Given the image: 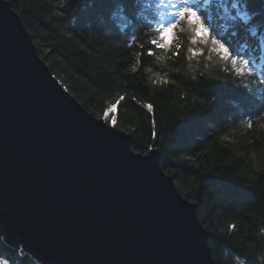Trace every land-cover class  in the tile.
I'll list each match as a JSON object with an SVG mask.
<instances>
[{"label": "trees", "instance_id": "trees-1", "mask_svg": "<svg viewBox=\"0 0 264 264\" xmlns=\"http://www.w3.org/2000/svg\"><path fill=\"white\" fill-rule=\"evenodd\" d=\"M8 1L49 69L89 113L106 118L116 106L117 129L129 134L131 148L160 152L179 192L198 201L216 264H264V0H196L210 29L255 62V75L243 78L210 44L192 45L184 21L176 29L179 55L173 45L149 56L157 28L175 20L161 0ZM192 47L204 54L190 58ZM156 73L168 82L153 84ZM209 96L216 97L211 109L200 103ZM0 259L41 264L10 245H0Z\"/></svg>", "mask_w": 264, "mask_h": 264}, {"label": "water", "instance_id": "water-1", "mask_svg": "<svg viewBox=\"0 0 264 264\" xmlns=\"http://www.w3.org/2000/svg\"><path fill=\"white\" fill-rule=\"evenodd\" d=\"M101 123L0 0V234L41 264H216L160 152Z\"/></svg>", "mask_w": 264, "mask_h": 264}, {"label": "snow or ice", "instance_id": "snow-or-ice-1", "mask_svg": "<svg viewBox=\"0 0 264 264\" xmlns=\"http://www.w3.org/2000/svg\"><path fill=\"white\" fill-rule=\"evenodd\" d=\"M172 7L174 9V12L172 15L175 16V20L172 21L168 25H160L157 28V34L159 36V39H152L150 41V44L152 47L148 49V55H153L152 48H159L161 50H170L173 45H175L177 51L174 53L175 55H179V49L182 47L181 44L176 43L177 36H176V29L178 28V25L181 21H184L187 23L188 27L192 30V39L191 43L192 45H208L210 44L211 47L209 48L210 53H216L220 56V59L229 65V70L231 73H234L236 77L243 78L245 76H254L255 75V69H254V61L250 60L246 55L243 53L234 52L230 45L227 44V42L224 41L223 36L218 33H214L210 26L206 23V17L202 14L200 8L197 5L196 0H176V3L172 4ZM58 15L63 16L64 13L60 12ZM190 17L195 18V23H193L192 19H189ZM247 19V18H246ZM199 33H203V36H200ZM171 35V39H170ZM141 48H143V45H140ZM188 52L190 53V58L192 57H198L204 54L203 47H192L188 49ZM210 58V57H209ZM140 56H137V62L139 63ZM133 71H135V68H133ZM156 79L152 80L153 84H160V83H167L168 81L165 79V77L161 76L160 73H156ZM261 77H264V73L260 74ZM193 80L196 79L195 76L192 77ZM258 84L261 86H264V79L258 80ZM247 88V85H245V89ZM246 96H251L252 93L245 92ZM121 100L123 97L120 98ZM201 104H207L208 109H211L216 104V97L215 96H209L207 98L201 99ZM115 106V105H114ZM115 108H112L111 111L108 112V116L105 118L102 117V123L100 127L106 129V130H118V131H124V129H117V118L114 115ZM146 108L149 112H152L153 106L151 104H147ZM115 116V125L110 127L109 121L112 120V117ZM248 126H252V122H248ZM112 132V131H109ZM156 132L153 131L152 137L153 140L156 139ZM154 150L152 148H149V151ZM133 152L136 153V155H148V152L145 151L143 153L139 152L138 148L132 149ZM185 159H191V157H185V156H177V161H182ZM165 175H171L170 172H165ZM186 199V198H185ZM190 204L198 203V201H188ZM205 231H208L207 225L202 224L201 225ZM231 227H235V225H232ZM23 242L20 240H17L14 236H10L7 233L0 234V245H10L13 247V249H18L20 253L24 252V247H21V244ZM26 246V245H25ZM0 264H10V262L7 259L0 260Z\"/></svg>", "mask_w": 264, "mask_h": 264}, {"label": "rangeland", "instance_id": "rangeland-1", "mask_svg": "<svg viewBox=\"0 0 264 264\" xmlns=\"http://www.w3.org/2000/svg\"><path fill=\"white\" fill-rule=\"evenodd\" d=\"M161 1H163V2H165V3H168V4H173V3H176V0H161ZM173 8V7H172ZM174 10V9H173ZM165 24V21H163L162 22V25H164ZM0 260H2V259H0Z\"/></svg>", "mask_w": 264, "mask_h": 264}]
</instances>
